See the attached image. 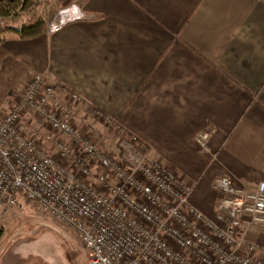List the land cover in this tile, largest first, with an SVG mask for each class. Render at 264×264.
Masks as SVG:
<instances>
[{
  "label": "crops",
  "instance_id": "obj_1",
  "mask_svg": "<svg viewBox=\"0 0 264 264\" xmlns=\"http://www.w3.org/2000/svg\"><path fill=\"white\" fill-rule=\"evenodd\" d=\"M82 4L83 20L0 42L1 111L11 110L31 75L67 86L80 97L78 118L90 108L111 117L194 187L191 202L207 216L218 198L214 178L247 188L264 182V0ZM205 129L209 152L195 142ZM97 131L118 149L114 130L97 124L91 136ZM245 238L264 247V227ZM60 259L10 250L0 264Z\"/></svg>",
  "mask_w": 264,
  "mask_h": 264
},
{
  "label": "built area",
  "instance_id": "obj_2",
  "mask_svg": "<svg viewBox=\"0 0 264 264\" xmlns=\"http://www.w3.org/2000/svg\"><path fill=\"white\" fill-rule=\"evenodd\" d=\"M85 18L68 7L48 33ZM78 103L67 86L34 74L11 110H0V223L21 195L76 235L84 264H264V247L245 238L264 227V182L214 178L218 198L207 216L191 202L194 187L146 144L97 109L78 118ZM30 121L46 132L31 133ZM97 124L117 133L118 157L91 140ZM210 136L197 133L200 151L209 152Z\"/></svg>",
  "mask_w": 264,
  "mask_h": 264
},
{
  "label": "rangeland",
  "instance_id": "obj_3",
  "mask_svg": "<svg viewBox=\"0 0 264 264\" xmlns=\"http://www.w3.org/2000/svg\"><path fill=\"white\" fill-rule=\"evenodd\" d=\"M84 1L29 0L24 7L18 4L11 8L9 17L0 18V30L6 29V26L19 28L30 22H38L44 25V33H47L48 27L59 12L74 5L82 7ZM11 33L6 30L1 33V38H6ZM28 127L31 133L38 137L46 132L41 125L33 121L29 122ZM95 135L91 136V140L97 142L103 151L110 152L114 157L119 156L111 136H104L99 131ZM50 154L54 155L52 151ZM10 250L30 254L46 252L50 257L60 254L66 264H84L88 258L87 252L78 244L76 235L71 230L21 195L17 197L16 204L3 213L0 223V259ZM61 259L59 263L65 264L61 263Z\"/></svg>",
  "mask_w": 264,
  "mask_h": 264
},
{
  "label": "trees",
  "instance_id": "obj_4",
  "mask_svg": "<svg viewBox=\"0 0 264 264\" xmlns=\"http://www.w3.org/2000/svg\"><path fill=\"white\" fill-rule=\"evenodd\" d=\"M29 0H0V18L9 17V10L18 4H22L24 7L27 5ZM6 29L0 30V42L8 41V40H24V39H32L37 35L44 33V25L38 22H30L27 25H22L19 28H11L10 26H6ZM9 30L12 32L8 37L1 38V33Z\"/></svg>",
  "mask_w": 264,
  "mask_h": 264
}]
</instances>
